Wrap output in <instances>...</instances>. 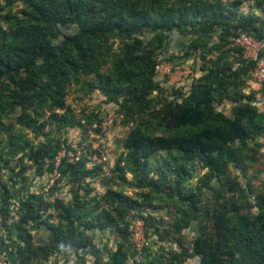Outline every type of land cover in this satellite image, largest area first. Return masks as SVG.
I'll return each instance as SVG.
<instances>
[{
  "label": "trees",
  "instance_id": "obj_1",
  "mask_svg": "<svg viewBox=\"0 0 264 264\" xmlns=\"http://www.w3.org/2000/svg\"><path fill=\"white\" fill-rule=\"evenodd\" d=\"M216 1L5 0L8 5L20 2L22 8L17 14L1 16L6 28L0 27V114L8 116L18 108V125L33 130L44 109L51 112L63 106L67 86L78 83L81 74L93 73L98 78L96 82L82 83L86 92L97 90L108 102L118 103L121 98V107L127 109L132 121L136 122L123 141L125 168L117 162L115 169L122 175L128 169L133 173L136 185L148 189L141 194L142 198L150 201L152 194L161 192L164 187L174 191L172 185L159 183L158 174L150 176L149 160L159 153L197 159L206 170L200 179L206 186L222 177L229 164H239L246 141L264 131V113L256 111L249 96L237 92L242 76L249 78L252 64L242 60L239 48L228 46L225 53L236 54L240 68L232 70L230 65L221 62L220 56L211 58L199 69L205 73L193 79L188 94L181 96L178 89L171 87L168 91L156 80L158 56L152 46L157 42L155 47L158 48L165 35L172 31L191 37L189 48L193 50L198 42L219 29L228 45L239 29L264 39L263 21L237 17L241 0H233V6L230 10L227 8L235 25L228 23L225 8ZM258 5L264 13V0H258ZM114 39L121 41L120 55L113 56L117 58L113 70L104 75L99 71L109 58L108 50ZM202 57L204 59L205 54ZM231 90L236 92L229 97ZM168 93L172 99L167 98ZM224 99L235 104L232 118L216 110ZM143 114L147 117L139 119ZM62 121L67 122V118ZM235 142L240 146L234 147ZM24 149L13 144L7 155L13 158ZM28 153L29 161L36 165L39 174L54 157L47 144L39 145L36 150L30 149ZM67 167L62 173L70 172L74 181H78L79 173L84 171L77 170V165ZM188 176L185 166L177 169L175 184L187 182ZM82 190V195L75 192L70 206L60 204L62 221L52 228L50 251L67 248L85 253L88 250L95 255V264H129V259L138 254L129 240V226L136 217L134 214L129 215V226L124 228L126 246L119 244L107 262H102L99 255L96 258L99 250L91 244L86 231H103L112 224L111 212L99 210L101 201L118 203L123 208L126 205L128 208L119 213L121 221L130 214L128 209H135L136 203L112 192L96 202L97 198L89 196L90 190L86 186ZM182 193L178 190L177 195ZM6 204L5 199L0 206L3 228H7L9 217ZM46 209L41 198L33 194L21 201L17 223L19 235L26 231L29 223L45 225ZM62 222L67 224L66 229ZM255 226L242 235L231 254L232 258L239 255L242 264H264V214L257 216ZM195 248L202 257L201 264H221L217 255L207 251L205 241L196 244ZM36 250L44 251L43 248ZM20 254L27 263L30 262L28 254L23 251Z\"/></svg>",
  "mask_w": 264,
  "mask_h": 264
},
{
  "label": "rangeland",
  "instance_id": "obj_2",
  "mask_svg": "<svg viewBox=\"0 0 264 264\" xmlns=\"http://www.w3.org/2000/svg\"><path fill=\"white\" fill-rule=\"evenodd\" d=\"M216 3L225 8L228 23L235 25L236 21L228 11L234 4L233 0H217ZM21 8L20 2L8 5L5 0H0V27L6 28L1 16L17 14ZM237 17L244 20L258 18L264 23V13L258 0H241ZM220 37L219 29L198 42L193 50L189 48L191 37L181 36L175 31L167 33L158 48L155 47L157 42L152 47L157 60H167L172 72L158 76L156 80L164 89L170 91L174 87L183 96L188 94L193 79L205 73L199 69L211 58L220 56L221 62L230 65L232 70L240 68L236 54L225 53L229 45ZM111 42L109 58L99 71L104 75L113 70V63L117 59L113 56H119L121 51L120 39ZM97 79L93 73L81 74L78 83L65 88L63 106L51 112L44 109L38 115V123L33 130L18 125V108L8 116L0 114V206L6 199L9 210L7 228H3L2 234L4 244L12 254L3 259V263L95 264V255L88 250L85 253L67 248L50 251L52 228L62 221L60 204L70 206L75 192L82 195V187L86 186L90 190L89 196L97 198L96 202L112 192L136 203L135 209H128L130 214L121 221L119 213L128 208L126 205L123 208L118 203L100 202L99 210L111 212L112 224L103 231H86V234L91 237V244L98 248L96 258L101 256L102 262L111 258L119 244L126 246L123 232L129 226V215L134 214L144 223L145 243L142 250H135L138 254L129 259V264H201L202 257L195 246L202 241H205L208 252L221 259V264H242L239 255L235 258L231 256L234 246L242 235L256 228L257 216L264 214V131L246 141L239 164H229L222 177L206 186L200 181L206 170L197 159L154 154L149 160L150 176L158 174L159 183L172 185L174 191L164 187L161 192L152 194L150 201H146L141 194L148 189L136 185L133 173L127 169L128 172L122 175L115 169L117 162H121V167L125 168L123 141L136 122L132 121L131 113L121 107V98L117 100L118 103L108 102L97 90L86 92L82 83L96 82ZM242 80L237 92L249 96L256 111L263 114L264 86L251 81L246 75L242 76ZM234 92L229 91L228 96L232 97ZM166 96L173 98L170 93ZM234 106V102L224 99L216 110L232 118ZM137 117H134L136 121ZM146 117L143 114L138 118L142 120ZM64 118H67L65 123L62 121ZM13 144L16 148L25 149L10 158L7 154ZM41 144L50 146L54 157L41 168L39 174L36 165L28 159V151L39 149ZM237 146H240L239 142L234 143V147ZM72 165L84 171L79 173L80 179L76 182L70 172L62 173ZM182 166H185L189 176L187 182L176 185V170ZM121 176H124V180ZM178 190H182V195H177ZM31 194L39 196L43 205L47 206L46 224L37 226L29 223L26 231L19 235V204ZM61 225L66 229L65 222ZM36 248H43L47 254ZM22 251L30 256L29 263L20 254Z\"/></svg>",
  "mask_w": 264,
  "mask_h": 264
},
{
  "label": "built area",
  "instance_id": "obj_3",
  "mask_svg": "<svg viewBox=\"0 0 264 264\" xmlns=\"http://www.w3.org/2000/svg\"><path fill=\"white\" fill-rule=\"evenodd\" d=\"M230 48H239L241 57L245 63L252 64V68L248 73L251 81L264 86V39H258L254 34L247 33L241 29L236 32V35L231 38ZM172 66L164 61L157 60L155 65L156 77L162 75H170ZM2 215L0 212V231L2 230ZM144 223L139 218L132 219L129 229V240L134 250H142L144 240Z\"/></svg>",
  "mask_w": 264,
  "mask_h": 264
},
{
  "label": "crops",
  "instance_id": "obj_4",
  "mask_svg": "<svg viewBox=\"0 0 264 264\" xmlns=\"http://www.w3.org/2000/svg\"><path fill=\"white\" fill-rule=\"evenodd\" d=\"M3 228L0 231V264H4L3 263V259H7L9 256H11V250L6 247V245L4 244L5 240H4V236H3ZM11 259V258H10Z\"/></svg>",
  "mask_w": 264,
  "mask_h": 264
}]
</instances>
